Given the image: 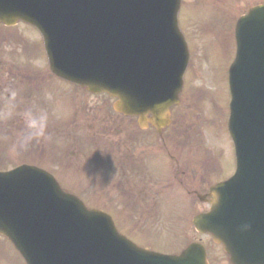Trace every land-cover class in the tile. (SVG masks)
<instances>
[{
    "label": "water",
    "instance_id": "95a60500",
    "mask_svg": "<svg viewBox=\"0 0 264 264\" xmlns=\"http://www.w3.org/2000/svg\"><path fill=\"white\" fill-rule=\"evenodd\" d=\"M44 1L0 0V23L12 25L25 20L37 26L45 37L54 71L68 74L67 78L93 92L118 97V111L140 116L153 111L157 118L164 117L169 108L160 105L164 92L167 87H181L188 58L177 27L180 0H64L75 10L81 8L82 15L73 21L102 35L106 51L111 45L117 49V56L102 50L96 53L95 39L90 36L58 49L51 46L43 24L50 22L51 7L43 8ZM112 6L123 13L132 12L137 20L122 36L103 27L102 19ZM34 13L42 14L43 21ZM167 18L170 26L166 30L160 22ZM236 37L238 53L230 77V132L239 172L231 184L215 188L218 197L212 211L196 218L195 224L199 231H210L227 245L234 264H264V6L253 8L238 21ZM133 51L138 59H153L144 62V72L150 75L145 79L146 87L155 91V101L161 100L151 102L159 104L152 106L155 109L135 96L134 85L128 81L132 73L121 58L133 64ZM126 82L131 87H125ZM175 98L176 94L166 103ZM0 233L15 244L27 264H151L152 259L151 253L119 235L109 216L87 210L78 199L64 194L51 176L34 169L0 174Z\"/></svg>",
    "mask_w": 264,
    "mask_h": 264
},
{
    "label": "rangeland",
    "instance_id": "374dc122",
    "mask_svg": "<svg viewBox=\"0 0 264 264\" xmlns=\"http://www.w3.org/2000/svg\"><path fill=\"white\" fill-rule=\"evenodd\" d=\"M264 0H182V8L180 12V25L183 28L186 37H188L191 44V59L189 68L186 73L187 86L194 87L195 100L190 98V95L185 96V101L180 109L183 119H178L172 128L168 130V138L180 134L184 137L187 131V137H190L188 142L187 151L190 156L196 161L192 169H188L186 164H182L185 151H179L173 146V152L177 159L181 160V164H175L173 161H164L160 157L157 148L161 142L158 137L152 132L149 133L154 140L155 161L152 162L151 170L154 173V185L159 189V193L155 195V207L158 206V215L151 219H139V212L127 213L126 210L120 207L118 201L115 200L112 207L109 209L117 217V221L121 229L132 236L136 243H142L148 246H160V248L167 249L166 245H180L191 241H201L203 243H212L209 236H199L195 230L190 212L202 211L206 209L207 205L200 203L195 195L189 196L188 191L196 190L206 192L209 188L206 179L217 180L219 174L216 170H207L199 168V161H202L204 156H215L216 166L219 167L220 173L224 176L232 173L233 170V151L231 140L228 135L227 123L229 114V90H228V69L232 62V57L235 55L236 42L234 37V28L239 16L244 14L250 7ZM26 25H18L10 28L11 32L3 30L0 26V168H12L24 161V157L31 152L32 148L22 145L20 136L22 133L29 135V130L26 127V115L31 113L33 117L34 111L32 108L27 109L21 107L20 103L15 106L7 103L9 101L18 100L21 96V88L23 85L31 88V84L26 83V73L23 64L29 63L28 75L33 76L38 73L36 69L38 66L42 68L47 67V59L38 55L41 46V37L35 30L25 27ZM15 28V29H14ZM24 49V53L22 50ZM13 51L16 52L12 53ZM202 53V54H201ZM18 57L15 60L16 66L9 62L12 57ZM30 55L32 59L26 58ZM37 58V59H36ZM21 66V67H20ZM20 67V68H19ZM40 67V69H42ZM9 72V74L7 73ZM47 72V71H46ZM12 80L16 86L15 89L10 87L8 79ZM21 80V82H20ZM44 81V80H43ZM45 82V81H44ZM19 83H22L20 85ZM49 84V83H48ZM55 81V86L58 85ZM38 85H42L37 89L38 93L30 92L27 97L29 104L36 103V97L39 93L50 85L43 84L38 79ZM195 86H198L195 88ZM20 88V90L18 89ZM19 91L15 94V91ZM73 90V88H72ZM24 92V90H22ZM10 93V95H8ZM208 95L209 98L202 97ZM68 95V96H66ZM84 95H86L84 93ZM90 97V96H89ZM93 108L97 110L102 107V115H104L105 98H93ZM24 100V98H23ZM63 100L65 101L66 108L70 107L69 101L71 100L69 92L61 94L60 97L54 100L53 104L47 101L50 109H55V104ZM191 100V101H190ZM22 102V100H21ZM64 104V105H65ZM60 105V103H59ZM58 106V104H57ZM55 111V110H54ZM110 112V108H108ZM178 115L179 112H177ZM93 115V114H92ZM117 117V116H116ZM117 119L121 122L109 124L113 131L112 136L106 140L107 146L114 143L119 148L121 155L124 157H131V153L136 154V133H132V128L127 126L126 122L119 117ZM46 121V126H48ZM180 127V128H179ZM122 130V131H120ZM89 132V131H88ZM129 134L128 140L124 143L123 147L116 141L121 136V141H125L126 136ZM182 135V136H181ZM75 137L67 141L68 146L74 144ZM79 138L83 136L78 135ZM117 137V138H116ZM178 137V138H180ZM36 139L35 137L31 140ZM157 139V140H156ZM195 139V140H194ZM197 139V141H196ZM132 141V142H131ZM196 142V147L190 149L189 143ZM159 143V144H158ZM199 145V147H198ZM57 152H62L56 145H54ZM68 155L71 159L76 161L75 166L79 167L83 162L85 155H83L76 147H71ZM203 150L199 154V149ZM67 149V148H66ZM81 153L83 156H80ZM36 153H32V156ZM76 154V157L74 155ZM179 154V155H178ZM212 154V155H211ZM184 155V156H183ZM225 155V159H223ZM61 158V157H60ZM164 158V157H163ZM224 160V162H223ZM65 159L57 160L53 163H44L47 167L55 172L65 188L81 195L89 205L95 207L107 206L106 199L100 195L101 185L90 176L75 177L74 172H70L68 164ZM42 162V161H41ZM225 166V168L223 167ZM181 170V171H180ZM190 170V171H189ZM179 172L180 176L175 175ZM219 174V177H221ZM78 176H81L78 175ZM179 177H182L184 184L180 183ZM150 184V183H149ZM139 187V182L138 186ZM150 187L151 184H150ZM130 214L131 219L120 218L123 215ZM135 238V239H134ZM0 239V264H24L21 257L16 252L12 245ZM171 248V247H169Z\"/></svg>",
    "mask_w": 264,
    "mask_h": 264
},
{
    "label": "flooded vegetation",
    "instance_id": "af4514ba",
    "mask_svg": "<svg viewBox=\"0 0 264 264\" xmlns=\"http://www.w3.org/2000/svg\"><path fill=\"white\" fill-rule=\"evenodd\" d=\"M118 140L119 139H116V141ZM136 143V154L133 153L130 158L121 155V153L116 148L113 154L109 152L114 144L106 147L105 152L108 153L104 154L102 157L103 159H101V161H103L102 166H109L110 169L116 172V177L103 176V182L113 183L116 180H123L125 177L124 170H128L127 173L134 176V178H136V182H140L141 189L138 190V195L134 193V200L130 202H124L120 199L118 200V203L124 210H128V208L124 207V205L131 204L132 210H136V212L138 211L139 213L143 214V216L155 217L157 214L154 202L156 199L154 195L155 191L150 187V184L153 186L155 181L154 173L151 170L152 162L156 160L154 157V148L150 146L149 139L146 134L138 135L136 138ZM189 246V244L166 245V247H173L174 249L157 251L168 254H180ZM205 249L209 264H231L230 258L225 253L223 245H205Z\"/></svg>",
    "mask_w": 264,
    "mask_h": 264
},
{
    "label": "clouds",
    "instance_id": "9594fccd",
    "mask_svg": "<svg viewBox=\"0 0 264 264\" xmlns=\"http://www.w3.org/2000/svg\"><path fill=\"white\" fill-rule=\"evenodd\" d=\"M47 117L41 115L39 117H33L31 113L26 115V127L29 130V135L25 137V140L33 137L43 136L45 133Z\"/></svg>",
    "mask_w": 264,
    "mask_h": 264
}]
</instances>
